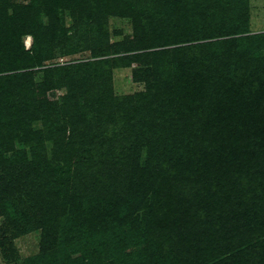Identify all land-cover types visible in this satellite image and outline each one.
<instances>
[{
	"label": "trees",
	"instance_id": "trees-1",
	"mask_svg": "<svg viewBox=\"0 0 264 264\" xmlns=\"http://www.w3.org/2000/svg\"><path fill=\"white\" fill-rule=\"evenodd\" d=\"M40 1L31 0L28 4H17L9 0H0V194L8 196L20 189L24 191L21 187L23 184L25 188L30 187V190L26 192L43 190L41 194L43 196L45 193H51L49 184L53 182L55 197L49 201L47 207L51 215L49 230H53L55 221L61 225L62 217L67 215L72 226L79 225L84 230L94 231L100 227L95 228L96 225L91 223L87 226L85 214L88 211L83 208L84 201L96 199L102 195V191L105 192V196L109 197L118 193L119 189L128 191L133 186L134 203L139 210H144L143 215L151 211L160 212L165 224L180 223V235L177 240L181 247L186 248L183 257L188 261L185 264H193L195 256L201 252V249L197 247V242L201 245L198 239L200 235L195 227V215L191 212L193 206L197 207V202L195 198L189 196L190 192L184 190V187L176 192L172 185H177V182L180 183L182 179L193 177L189 188L194 190L193 185L199 187L200 178L204 176L203 185L199 188L210 192L217 191L210 198H220L224 190L222 185L224 182L232 181L231 176L235 174L234 177H246V169L249 168L250 161L246 163L241 158H248L247 156L252 154V149L249 151V148L245 146L241 156L235 158L229 153L232 145L240 154L238 142L247 136L249 131H253L251 134L256 139L254 140L255 147L258 153L260 152L258 159H264V84L259 86L254 83V86H250L253 83L250 77L254 73L247 70L240 71L243 86L234 87L233 90L229 89L227 92V95L233 94L234 100L231 101L226 96V99L224 98L214 110L212 109L211 115L208 113L210 121L216 124L212 132L207 131L206 125L211 126L208 122L201 128L198 127L200 136L195 123L192 128L181 124L177 134L173 126H169L170 132H174H172L173 135L167 131L159 132L157 122L161 117L172 119L177 115L183 122V117L186 115H195L187 112L184 116L180 110L185 111L180 108L193 106L196 99L202 97L200 93L205 90L204 86L216 79L215 66L211 67L208 60L203 58L204 56L198 59H193L192 56L189 59L187 56L180 61L183 72H178L171 86L166 85V82L162 80L161 72L155 74L153 85H150L151 81H149L150 84L144 92L134 95H115L111 87L101 90L94 83V79L110 76L111 69L122 64L121 56L110 57V51L106 49L107 19H96L93 16L89 27L81 28L84 15L80 17L75 9L73 17L77 19L72 27L80 29V31H74L76 35L77 32L82 34L77 41L78 46H83L91 40L93 46L90 50L95 59H81L49 65L45 62L59 56L58 48L64 42L63 39L57 40L62 37V35L57 36V30L64 19L60 16V11L52 5H60L64 0H42L39 6ZM191 1L196 2V0ZM177 2L178 0H161L160 5L172 11L177 7ZM96 10L97 8L94 12ZM176 11L178 12V9ZM189 11L195 12L197 9L188 6L186 13ZM43 15H46L47 22H43ZM25 34H30L34 38L31 48H26L21 39ZM242 39L245 38L232 37L227 41L237 44ZM95 45L100 47V52L96 51ZM111 46L122 47L123 43ZM186 47L192 53L197 46L189 44ZM126 48L128 46H125ZM129 57L132 56L129 55ZM242 61L246 63L245 58ZM203 66H205V71H209L212 76L199 72L198 68ZM35 72L43 73V81L33 80ZM218 72L222 73V70L218 69ZM74 76H76L75 79H72ZM217 76L223 80L222 74ZM29 79L32 80L28 81ZM19 80L22 81L20 86L23 88L21 89H18L15 84V81ZM60 85L68 86V94L62 97V103H60L62 106L59 109L52 103V107L48 109L45 105V102H51L48 91ZM223 85L225 87L224 83ZM184 86L185 91L178 94L177 90ZM163 87H167L165 88L167 90L164 91ZM173 94L177 95L176 102L173 101ZM178 102H180V107L177 105ZM200 102L205 103L203 97ZM96 105L101 109H107L109 114L105 122L112 123L113 127L120 129V132L117 131L110 139L104 138L100 141L102 143L96 141L98 143H89L86 147L76 140V135L79 134L78 129L76 133V128L86 123L87 117L84 111ZM66 106L69 110L62 112ZM178 109L180 110L177 111ZM22 113L32 117L20 115ZM135 113L139 117L150 116L151 129L148 125L136 122ZM186 117L191 119V117ZM69 128L71 133H69L68 142L62 146L61 144H65L66 130ZM43 130L47 133L45 138ZM59 133L61 141L56 140L53 147L65 158H55L58 162L52 163L44 156L46 152L43 144ZM49 134L51 135L48 137ZM16 142L30 146L33 154L32 160L28 158L26 150L21 151L22 149L16 148ZM74 149L76 154L72 153ZM218 171H225V173L218 174ZM231 171L234 173L226 175V172ZM124 174L127 176L128 185H123L121 182L125 176L120 177ZM195 178L197 180L194 181ZM173 179L176 180L172 182ZM229 193L226 192L222 198L223 204L231 203ZM118 197L115 199L116 202L122 200ZM105 201L110 203L106 198ZM142 203L143 206H141ZM245 206L248 207V204ZM245 213V220L251 226L253 215L256 216L257 212L253 213L245 208ZM94 214L95 222L99 226L100 223L109 221L108 214L104 216L102 213ZM52 216L55 217L54 220ZM248 216L250 219H247ZM261 220L264 225V214ZM45 221L46 217L43 219V224L46 223ZM188 227L189 232L186 231ZM119 237L121 240V236ZM261 238H264V231ZM255 245L252 247L255 248ZM116 246L121 248V241ZM132 248H134L133 251L137 250V247ZM240 251H243L240 257L237 254L239 251H236L229 253L227 257L216 256L212 259L214 264L253 262L254 251L253 248L251 250V245L247 244ZM92 252L100 256L102 264H116L114 261L109 262L102 258L106 254V247L103 254H97L96 250ZM161 252V257L158 254L149 257L148 264L163 261L165 254L163 251L159 253ZM132 254L131 252L125 255L124 264H129V260L134 259ZM177 259H173L171 264L173 262L176 264L182 258L178 261ZM27 264H43V261L40 256H36L27 260ZM45 264L51 263L45 262Z\"/></svg>",
	"mask_w": 264,
	"mask_h": 264
},
{
	"label": "rangeland",
	"instance_id": "rangeland-1",
	"mask_svg": "<svg viewBox=\"0 0 264 264\" xmlns=\"http://www.w3.org/2000/svg\"><path fill=\"white\" fill-rule=\"evenodd\" d=\"M9 1L28 4L31 0ZM41 2L42 0L39 6ZM160 2L161 0H64L60 5L53 4L52 6L60 11V16L64 19L57 30V36L62 35L57 40L63 39L64 42L60 46L58 45L59 56L45 63L53 65L81 59H95L90 50L93 46L91 40L83 46H78L77 41L82 37V34L77 32L76 35L74 31H80V29L72 27L77 19V17L76 19L73 17L75 9L80 17L84 15L81 20V28L89 27L93 16L96 19H107L108 38L107 40L103 39L107 45L106 49H109L110 57H122V64L113 67L110 76H101L98 78L99 80L94 79V83L101 90L111 87L115 95H134L146 91L150 84L149 81H151L150 85H153L155 74L161 72L162 80L166 82V85L171 86L174 84L178 72H183L181 60L187 56L189 59L191 56L193 59L204 56L203 58L208 60L211 67L215 66L217 70L215 81L206 84L205 90L200 93L206 105L200 102L202 97H199L193 106L180 108L185 112L177 110H180L184 116L187 112L195 114L186 115L191 117L190 120L185 116L181 122L179 116L176 115L172 119L161 117L157 123L159 132L167 131L170 134L173 131L170 132L169 126H173L177 134L181 124L192 128L195 123L200 136L198 127L201 128L208 122L211 126L206 125L207 131L212 132L216 124L210 121L208 113L211 115L212 109L214 110L220 101L226 99V96L227 99L234 100L233 94L227 95V92L229 89L233 90L234 87L243 86L240 71L247 70L254 73L250 77V81L253 82L250 86H254V83L259 86L264 84V0H196L195 3L191 0H178L177 7L172 11H169L167 7L165 9L160 5ZM188 6L196 8L197 11L186 13ZM95 8H97L96 12H94ZM42 20L47 22L46 15L42 16ZM197 37L199 38L197 39ZM232 37L245 39L239 40L237 44H232L227 41ZM21 39L26 48L33 46L32 35L25 34ZM181 40L185 42H179ZM117 43H123V46H111ZM189 44L197 46L192 53L186 47ZM95 46L96 51L100 52V47ZM125 46L128 48L125 49ZM182 46L185 48H181ZM244 58L246 63L242 61ZM218 69H221L222 73H219ZM198 70L202 74H207L206 76H212L209 71H205V66L199 67ZM219 74H222L223 80L218 78ZM43 79L42 72L34 73L33 80L35 82H41ZM30 80L32 79L28 81ZM21 82L20 80L15 81L18 89L23 88L20 86ZM165 88L167 87H163L164 91L167 90ZM68 89L67 85H60L48 91L51 102H45L46 107L51 108L52 103L59 109L62 106L60 104L62 97L68 94ZM184 91L185 86L177 90L178 94ZM173 97V101L176 102L177 95L173 94ZM177 105L180 107V102ZM68 110L69 108L66 106L62 112ZM84 112L87 120L81 127L76 128L79 130L76 140L86 147L89 143L92 144L96 141L102 143L100 141L104 138L110 139L117 131L120 132V129L113 127L112 123L105 122L109 114L107 109H101L96 105ZM20 115L32 117L24 113ZM136 116L134 118L136 122L148 125L151 129L150 116L139 117L137 114ZM42 127L45 126L42 125ZM50 129L54 130L52 127ZM43 132L45 138L47 133L45 130ZM252 132L249 131L247 136L238 142L240 154L232 145L229 153L235 158L241 156L245 146L249 148V151L252 149V154L247 156L248 158L252 156L250 159L241 158L246 163L250 161V169L246 167V177H234V174L231 176L232 181L224 182L222 185L224 190L220 198H210L217 191L210 192L199 188L200 185L201 187L203 185L204 176L200 178L199 187L193 185L195 191L189 188L193 177L182 179L180 183L177 182V185H172L176 179L171 182L174 191L177 192L184 187V190L190 192L189 196L195 198L197 202V207L193 206L191 212L195 215V227L200 235L198 239L201 241V245L197 242V247L201 249V252L194 255L193 264H214L212 258L216 256L224 258L229 253L236 251H239L237 254L240 257L243 255V251L240 250L247 244L251 245V250L253 248L254 251V260L249 264H264V238H261L264 231L261 220V216L264 214V159H258L260 152L258 153L256 150V142H254L256 139L251 134ZM69 133H71L70 128L66 130L65 144H61L62 146L68 142ZM193 133L195 134V132ZM60 137V133L55 134L51 139L46 140V144H43L46 152L44 156L52 163L58 162L55 158H65L53 147L56 140L61 141ZM16 148L22 149L21 151L26 150L28 158L33 159L30 146L16 142ZM72 153L76 154L75 149ZM195 159H198V155ZM221 172L225 173V171H218V174ZM231 173L234 172H226V175ZM126 178L127 176L121 180L123 185L129 184ZM21 187L24 191L20 189L8 196L0 194V264H27V260L36 256H40L43 264L45 262L51 264H102L100 256L94 255L92 251L96 250L97 254H103L105 247L106 254L102 258L109 262L114 261L116 264H124L125 255L131 252L134 259L129 260V264H148L149 257L155 254H158L159 257L162 256L160 251H163L165 258L163 261H158L157 264H171L175 258H178L177 261L182 258L176 264H185L188 261L183 257L186 248L181 247L177 240L180 235V223L165 224L160 212L151 211L149 214L143 215L144 210H139V207L134 203L135 190L133 186L128 191L119 189L118 193L109 197L105 196V192L102 191V195L96 199L84 201L83 208L88 211L85 214L87 226L91 223L96 225L95 228L100 227L94 231L84 230L79 225L72 226L67 215L62 217L61 225L55 221L53 230H49L51 215L47 207L49 201L55 197L53 182L49 184L51 193H45L43 196H41L43 190L26 192L30 190V187L25 188L23 184ZM201 190L203 191L201 192ZM226 192H230V204L229 202L222 203ZM117 197L122 200L116 202ZM105 198L110 203H107ZM203 199L206 200V203ZM246 204L248 207L245 206ZM245 208L253 213L257 212L256 216L253 215L251 226L245 220ZM94 213H102L103 216L108 214L109 221H104L99 226L95 222ZM45 217L46 223L43 224ZM54 219L55 217H53ZM247 219L250 217L248 216ZM183 222L185 223V220ZM186 231H190L189 227ZM119 236H121V240ZM119 241H121V248L116 246ZM252 245H255V248ZM132 247H137V250L133 251ZM238 261H242V259H238ZM242 263L243 261L237 264Z\"/></svg>",
	"mask_w": 264,
	"mask_h": 264
}]
</instances>
